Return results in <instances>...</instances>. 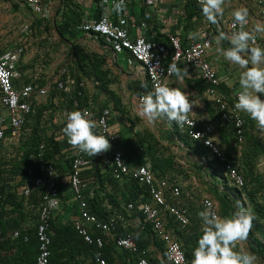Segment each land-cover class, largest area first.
Wrapping results in <instances>:
<instances>
[{
  "label": "trees",
  "instance_id": "obj_1",
  "mask_svg": "<svg viewBox=\"0 0 264 264\" xmlns=\"http://www.w3.org/2000/svg\"><path fill=\"white\" fill-rule=\"evenodd\" d=\"M95 2L97 3L98 0H95ZM184 9L188 18L203 16L200 5L193 2V0H186ZM96 11L95 18H98L100 16L98 6L96 7ZM83 21L82 6L77 0H58V7L52 21H46L47 25H53V27H55L57 34L62 40L71 44V56L62 66L68 67L71 74L76 77L79 82L84 81L85 83L81 88L83 90L82 96H78L77 93L71 96L66 95L57 90L55 83L53 84L52 95L56 97V94H59L62 98L64 108H70L75 111L80 110L83 106L91 104L86 86V81L91 80L94 81L96 87L109 98L104 104L100 105V107L94 105V115H98L104 108H110L112 114L113 112L124 111L121 96L111 88V84L114 83L116 77L112 76L111 69L107 67L106 54L92 51L77 41L80 34L79 27ZM38 22L42 23L45 21L43 19H38ZM208 24L218 36L220 32H224L228 35L232 33V31H229L223 25L221 17H218L217 24ZM97 40L101 41V43L105 42V40L100 37L99 39L97 38ZM159 41L166 43L169 47V56L165 59L167 63L171 59L173 51L169 36H163ZM224 41L226 42L222 41L223 44L225 43L223 46L229 48L231 46L229 41ZM31 82L41 85L40 82H35L34 80ZM196 82L200 84L199 91L202 94L207 89L208 85L201 78ZM220 87L223 91H227L225 83ZM142 90H145L146 93L152 91L148 77L143 81ZM75 99L79 101V106H75ZM48 102L41 103L34 101L33 105L35 111L28 116V121L30 120V124L28 125H30L31 131L23 146L20 147L23 151V155H21V158L15 163L12 172L15 174L21 173V182L24 183L23 178L24 180L29 178L27 176V167L29 165L37 166L41 161L39 153L42 152V158H44L45 161L54 163L60 172L58 183L61 197L63 189H68V186H70L69 177L72 161L71 156L69 158H63L61 155L63 148L71 152V146L67 143V138L64 134L62 135L63 137L58 140L55 134L49 133L47 127L44 126V123L46 124L45 111L53 106L52 103ZM208 106L211 116L209 118L208 114L199 116L197 118L198 127H202L206 123H211L215 126L218 144L231 157L235 167L244 177L245 184L243 187H237L228 181L227 177H225L222 172V166L218 159L211 157L209 149L205 147L202 142L191 138L188 130L180 129L174 124V138L178 140L181 148L186 150V158L190 162V169L195 173L201 187H207V193L210 194L207 196L213 199L217 204L219 216L222 218H231L241 206L251 211L254 217L252 228L248 238L242 241L243 243L241 242L245 248L242 251L253 253L256 256V264H264V165L262 164V160L264 159V137L259 134L255 121H252L248 115H244L247 120L245 139L240 145V143L237 142L234 124L227 123L222 118L221 110L216 106L207 103V107ZM94 131L101 135L98 128L94 129ZM43 144L44 148H41ZM149 145L150 148H148L147 158L143 163L149 162L151 164L152 170L157 178L168 179L170 183L177 185L178 183L175 181L173 173L181 165L179 163L178 154L171 152L170 155L164 156V154L159 152V148L156 145L152 143ZM112 156L113 152L109 150L94 157L88 156L92 164V168L90 169L92 170V175H90V178L93 179V184H91L92 190L90 191L93 195L90 196L88 200L89 208L91 212L95 213L102 220H109L112 216L119 213L125 216H128L129 212L137 214L127 208L128 202L137 200L142 196L143 199H149L147 186L142 185L134 178H126V185H130L131 193L129 195L124 194L122 197L118 198L114 193L109 191L107 183H114L115 181L112 168L107 163V159H111ZM204 156L208 158V166L202 163V158ZM61 161L65 162V166L61 164ZM104 168H106V170ZM5 172L6 171H2V176H4L3 174H5ZM87 172L88 171H84V175H86ZM211 177L219 179V182H212ZM65 179H67V183H65ZM110 179L111 181H108ZM1 192L3 196L0 200V214L2 216V210L7 203H13L17 206H20V204H16V200H13L14 198L18 199L14 193L10 192L5 194L3 185H1ZM167 197L170 202H178L181 207H188L187 212L190 218L188 224H181L173 215L168 213H166L165 219L168 227L172 229L174 237L181 243L185 251L187 258L186 264H191L193 250L197 247L198 239L202 235L203 221L199 213L204 210V206L202 205V201L199 200L200 196H197V202L192 199L189 200L188 193L183 188L182 195L177 201L171 197V194H167ZM23 198H27L34 204H38L40 201V194L38 191H34ZM139 218L143 221L141 227H144L143 230L146 233L141 239L134 236L138 243L139 253L132 252L117 245V236L127 233V231L121 228L119 222L117 228L110 235H104V246L101 251L106 257L108 264H138V257L140 255L147 257L151 264H173L168 259L165 243L157 236L152 227L144 222L143 215L139 214ZM90 231L93 237L103 235L99 230L93 227ZM50 232L52 235L51 264H97L95 258L99 248L95 243L87 242L84 237L79 234L75 227L74 220H68L66 222L52 220ZM24 238H28L26 244L32 245L35 249L38 247L36 231L29 234L23 233L20 239L24 240ZM237 246L239 245L237 244ZM143 251L146 253L143 254ZM153 251L160 254L161 259H154L152 257ZM37 254H35L33 264H37Z\"/></svg>",
  "mask_w": 264,
  "mask_h": 264
},
{
  "label": "built area",
  "instance_id": "obj_2",
  "mask_svg": "<svg viewBox=\"0 0 264 264\" xmlns=\"http://www.w3.org/2000/svg\"><path fill=\"white\" fill-rule=\"evenodd\" d=\"M54 0H26L29 7L36 15L43 20H49L53 12ZM119 0H98L96 3L100 10V16L93 19H85L79 30L89 36L102 37L109 45L117 49H124L136 61H138L148 77L152 91L157 84L169 86V79L173 75L168 74L169 64L175 62L177 67L185 65L193 68L199 77L208 85V96L220 108L222 118L227 123L234 124L236 129L237 142L240 145L244 142L246 131V117L244 113L235 109L234 105L238 99L240 88L234 84H226L219 74L218 69L209 61L208 55L213 48V35L207 32L202 37H191L189 41H184L178 33L169 34L172 45L171 59L166 63L165 59L169 56V47L166 43L159 40L148 38L145 30L148 28L147 21L139 19L132 15L130 11V1L124 0L125 8L121 12L113 10L115 3ZM197 3V0H193ZM261 16L264 18V0H261ZM145 3L153 7L156 0H145ZM248 25L245 30H252V19L248 18ZM223 25L229 31H238L233 28L234 18L222 17ZM264 36L257 34L254 46H260ZM22 54V49H18L12 55L0 57V102L7 111V116L0 115V142L6 138L13 139L21 136L22 128L25 125L28 116L35 111L34 101L41 96H47L50 87L39 86L35 83H27L18 88L14 84V78L18 75L16 71V62ZM225 83L226 90L221 89ZM57 90L71 96L72 94L83 95L81 89L85 83L78 81L69 68L62 66L58 70V77L55 80ZM143 96V95H142ZM75 106H79V101L74 100ZM94 105L83 106L79 111L87 112L89 118L98 124V130L109 140L111 145L109 151L113 152L111 159L107 163L112 168L115 181L134 178L142 185L147 186L149 199H143V196L137 200L130 201L127 208L132 212L144 216V222L149 224L157 236L165 243L168 259L173 264H186L187 258L181 243L174 237L172 230L168 227L165 219L166 213L173 215L177 221L185 225L190 222L187 209L181 207L178 202H170L167 194L176 201L182 195V187L173 185L168 179H159L156 177L149 162L138 165H130L124 152L116 146L118 138L117 131L111 125V109L104 108L98 115H94ZM75 111L65 108L63 125H66V113ZM189 119L193 126H185L183 129L188 130L191 138L198 140L209 149L211 155L218 159L222 166V172L228 181L237 187H243L245 180L240 171L235 167L231 157L223 150L217 142L216 128L211 123H206L198 127V119L195 116L194 108L189 113ZM8 123H7V122ZM253 121V120H252ZM242 122V123H240ZM173 125L175 123H172ZM259 132V131H258ZM262 136V134L259 132ZM62 136V135H59ZM63 137V136H62ZM207 142L211 143L209 145ZM44 148V144L41 146ZM41 161L37 166H29L28 174L31 176L30 181L24 186V195L28 196L33 191H39L41 196L39 223L37 228V237L39 240V254L37 264H51V244L52 237L50 234V224L54 216V211L60 202L59 190V172L54 163L45 161L42 158V152L39 153ZM70 168V192L73 198L78 201L79 216L74 219L75 227L79 234L89 243H95L99 248L95 261L97 264H108L106 257L101 251L104 246V235L111 234L120 222L122 214H116L109 220L100 219L89 208V198L93 195L88 188L85 180L84 171L89 169L92 164L88 156L72 149ZM202 163L208 166V158L203 157ZM3 166L0 162V200L2 199ZM89 191V194H88ZM211 204L213 210L219 215L217 204L209 196L204 195L202 205ZM99 230L103 235L93 237L91 228ZM18 234V232H16ZM116 243L119 247L125 248L132 252L139 253V247L134 235L127 232L125 235L117 236ZM3 229L0 226V264H2L3 253ZM145 254V252H142ZM138 264H151L145 256L138 257Z\"/></svg>",
  "mask_w": 264,
  "mask_h": 264
},
{
  "label": "crops",
  "instance_id": "obj_3",
  "mask_svg": "<svg viewBox=\"0 0 264 264\" xmlns=\"http://www.w3.org/2000/svg\"><path fill=\"white\" fill-rule=\"evenodd\" d=\"M1 1L6 3L7 12L4 13L2 10L3 7H0V57L12 55L18 51V49H22V54L16 62V71L18 75L14 78L15 86L21 88L25 84L34 80L35 82L41 83L39 86L50 87L49 84L52 85L55 83V80L58 77L59 68H56L57 61L53 59L51 64H49L50 57L46 60H41L40 53H46L47 51L50 52L51 57H58V60H63V57L69 58L71 56V44L66 42V47V43L59 37L58 34H56L55 37L48 38V42L47 32L40 31L41 37L45 40L36 41L41 45L40 49L39 46H34V43H32V39L30 38L33 26L32 17H39L29 7L26 0H0V4ZM77 1L82 6L84 20L95 18V14L97 12V4L95 0ZM129 1V9L132 15L147 21L148 28L145 30V34L148 38L161 40L163 36H169L171 33H178L184 41H189L193 33L198 34L196 37H202L207 32H210L211 35H213L214 44L208 55L209 61L218 69L220 76L226 84H234L236 88H240V85L235 82L232 83V81L237 78V73L239 70L241 72V68L230 64L224 60L222 55L218 53L217 49L222 47L220 44L216 43V37L218 35L215 34L213 28L208 24V22H206L203 16L196 18L187 17L184 9L186 0H156V4L153 7L148 6L145 3V0ZM261 6V0H225V4L223 6L224 13L222 17L233 18L232 13L234 10L246 8L248 10V18L252 19L253 28L256 25L264 27V18L260 15ZM7 13L11 14V16L9 17ZM44 21L45 22L42 23H36L38 26L45 23L47 31L48 28L56 31L53 25H47L46 21L48 22L49 20ZM41 28L43 27L41 26ZM258 35L264 36V33H260ZM77 41L80 44H84L92 51H98L106 54L107 67L111 69L113 77L121 74L128 76L127 94L121 95L120 92L114 89L113 85L117 84V78L114 83L111 84V88L121 96L124 108V111L113 112L111 115V125L118 133V138L115 144L124 152L126 161L131 165L143 163L147 158L148 148H150L149 144L151 143L156 145L159 148V152L164 154V156H168L171 152H175L183 153L186 158V150L182 149L178 140L174 138L172 123H170L166 118H161L155 123H149L145 118L139 115V98L146 94V91L142 90V87L143 81L147 77L140 63L131 57L124 49H117L113 45H109L106 42L101 43V41L97 40V38L89 36L85 33L80 32ZM258 47L264 48V38L261 41V45ZM41 57L48 56L41 55ZM249 66L251 67V65ZM180 68L186 69L188 75L184 77L183 81H180L175 75H173L169 79V87L178 88L188 95L189 100L193 104L196 118L206 114H208V118L211 116L207 103L213 104L220 110L215 102L209 98L207 93L208 88L202 94L200 93V84L196 82L200 79V77L195 70L193 68L186 67L185 65L180 66ZM51 78L54 79V81L52 80L53 83L52 81L50 82ZM88 83H92L96 88L94 93L90 96V102L93 105L100 107V105L104 104L109 98L104 94V92L100 91L96 87L95 82L91 80L86 81V86L89 92L91 89H89L90 87L88 86ZM43 97L46 96L39 97L37 101L44 103L45 101L43 100ZM60 98L61 97L57 93L56 97H52L50 102H48L49 100L47 101L48 103H52L53 106L45 111L46 124L44 123V126L47 127L49 133H54L56 139L58 140L62 138V136L59 135H63V115L65 110L62 98ZM260 98L264 100V94H260ZM98 100L99 103H97ZM56 110L58 112L57 116L54 118L53 112ZM0 115H8L1 102ZM29 121L27 119L19 138H6V140L0 142V162L2 163L3 171H6L2 177V185L5 194L10 192L14 193L18 199L14 198L13 200H16V204H20V206H17L13 203H7L2 210V216L0 214V226L3 229L2 264H33V259L35 254H37V249L39 254V240L38 247L35 249L32 245L26 244L28 238H24V240L20 238L23 236V233L29 234L34 231H36L37 236L41 196L38 204H34L29 199L23 198L26 197L23 193L24 186L30 181L31 177L28 174V167L30 165L27 167V176L29 178L26 180L23 178L24 183L21 182V173L15 174L12 172L14 170L15 163H17L18 159H20L21 155H23V151L20 147L23 146L31 131V127L28 125L30 124ZM70 150L71 152L63 148L61 156L63 158H69L72 153V148H70ZM211 157L214 158L212 155ZM178 159L181 165L173 173L175 181L178 183L177 185L181 186L183 189L187 187L189 190V192H187L189 200L192 199L197 202V196H200L203 199V196L206 194L204 193L205 189L200 186L195 173L190 169V162L187 158L185 160H181V157L178 156ZM61 164L65 166L64 161H61ZM91 168L92 166L86 170L88 172L85 175L86 183L89 185L88 188H90L91 184H93V179L90 178V175H92V170H90ZM104 169L106 170V168ZM211 179L212 182H219V179H216L215 177H211ZM64 181L65 183L68 182L67 179ZM108 181H111V179ZM112 183H107L108 189L118 198L122 197L124 194L129 195L131 193L130 185H126V180L117 182L114 181V183ZM186 208L188 210V207ZM79 213L78 201L73 198V195L70 192V186H68V189H63V194L60 197V202L53 213L54 216L52 220L57 222L74 220L79 216ZM122 216L123 217L120 218L121 228L132 233L139 239H141L143 235H146L143 230L144 227H141L143 221L139 218L138 213L133 214L129 212L128 216L123 214ZM16 232H18V234H16ZM241 242L242 241L238 242L239 246H236L235 248L238 252L245 249ZM152 257L154 259H161V255L155 251L152 252Z\"/></svg>",
  "mask_w": 264,
  "mask_h": 264
},
{
  "label": "clouds",
  "instance_id": "obj_4",
  "mask_svg": "<svg viewBox=\"0 0 264 264\" xmlns=\"http://www.w3.org/2000/svg\"><path fill=\"white\" fill-rule=\"evenodd\" d=\"M197 2L206 22L217 24L218 17L223 16L225 0ZM124 8V0H119L113 6L116 12H121ZM232 16V27L235 29L239 26V30L230 35L220 32L216 43L227 40L231 46L227 49L218 48L217 51L224 60L243 69L239 77L240 91L234 107L255 121L257 130L264 135V100L260 98V94H264V48L254 46L257 34L264 33V27L256 25L252 30H245L249 22L246 8L234 10ZM197 35L193 33L192 37ZM168 74L183 81L188 72L173 62L168 66ZM192 107L193 104L185 92L163 84L155 85L153 91L141 96L138 104L139 115L149 123L166 118L180 129L186 125L193 126L189 119ZM97 127L98 124L89 118L87 112L77 110L66 113V125L62 132L73 150L94 157L107 152L111 147L106 136L94 131ZM199 216L203 221L202 235L193 250L191 264H256L253 253L235 250L238 242L249 236L254 219L250 210L241 206L231 218H222L213 210L211 204H207Z\"/></svg>",
  "mask_w": 264,
  "mask_h": 264
},
{
  "label": "rangeland",
  "instance_id": "obj_5",
  "mask_svg": "<svg viewBox=\"0 0 264 264\" xmlns=\"http://www.w3.org/2000/svg\"><path fill=\"white\" fill-rule=\"evenodd\" d=\"M21 1V0H20ZM56 1V2H55ZM6 3L5 2H3V1H1V4H0V7H3L2 8V10H3V12L4 13H6L7 11H6V5H5ZM8 7V6H7ZM57 7H58V1L57 0H54L53 1V12H52V16L50 17V21L53 19V17H54V15H55V12H56V10H57ZM7 15L10 17L11 16V14H8L7 13ZM19 16V15H18ZM38 19L39 18H37V17H35V18H33L32 17V20H33V26H32V33H31V35H30V38L32 39V43H34V46L36 45L37 47L39 46V49H40V44H39V42H36V41H40V40H45L43 37H41V35H40V31H44V32H47V34H48V36H47V40H48V38H50V37H55V35L57 34L56 33V31L55 30H53V29H49L48 28V31L46 30V27H45V23L44 24H42L41 26L43 27V28H41V26H38L37 25V23L36 22H38ZM20 21V20H19ZM48 42H49V40H48ZM65 43H66V41H64ZM223 42H226V41H223ZM223 42L221 41V43H220V46H222L221 48H224V49H226L227 47H225V46H223L224 44H223ZM38 43V44H37ZM47 43V42H46ZM64 43V44H65ZM48 44V43H47ZM82 45H84V44H82ZM65 46L67 47V43L65 44ZM85 46V45H84ZM86 47V46H85ZM34 49H36V48H34ZM45 49V48H44ZM37 50V49H36ZM45 51H46V49H45ZM40 52V51H39ZM47 53V54H46ZM46 53H40V58H41V60H46L47 58H49L50 57V62H49V64H51V62H52V60L54 59L55 61H57V64H56V68H59L60 69V67H62V65H64L65 63H66V61L68 60V57H63L62 59L63 60H58V57H51V54H50V52H47L46 51ZM41 55H47L48 57H41ZM58 69V70H59ZM243 71V69H241V72ZM241 72H240V70L238 71V73H237V78H235V79H233V81H232V83L233 82H235L236 84H238L239 85V77H240V74H241ZM54 76V75H53ZM55 78V77H54ZM116 78H117V84H114L113 85V87H114V89H116L118 92H120L121 93V95H123V94H127L128 93V90H127V78H128V76L127 75H123V74H121V75H118V76H116ZM54 81V79L53 78H51L50 79V82L51 81ZM53 81H52V83H53ZM54 84V83H53ZM53 84L51 85V84H49V86H50V91H49V94L46 96V97H43V100L45 101V102H47L48 100H49V102H50V100L52 99V97H54L53 95H52V92H53V90H51L52 88H53ZM88 86L90 87L89 89H91V91H93V92H89V90H88V88H87V90H88V94H89V96H91L93 93H94V90H96V88H95V86L92 84V83H88ZM125 96V95H124ZM44 102V103H45ZM97 103H99V100L97 101ZM96 103V104H97ZM58 110V109H57ZM55 111V112H53L54 113V118L57 116V112L58 111ZM53 118V119H54ZM262 137H264V135H262ZM178 154V156L179 157H181V160H185L186 158L184 157V155H183V153H177ZM262 164L264 165V159L262 160ZM263 167V166H262ZM201 186V185H200ZM205 189V191H204V193H207V190H206V188H204ZM185 191L186 192H189V190L187 189V187L185 188ZM206 196L207 195H210V194H205ZM199 200H202V197H200V199Z\"/></svg>",
  "mask_w": 264,
  "mask_h": 264
}]
</instances>
